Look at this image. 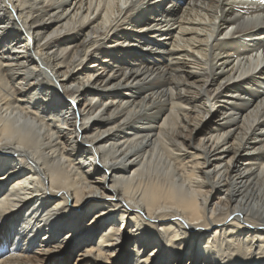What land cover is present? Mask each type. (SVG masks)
Listing matches in <instances>:
<instances>
[{
  "label": "bare ground",
  "instance_id": "1",
  "mask_svg": "<svg viewBox=\"0 0 264 264\" xmlns=\"http://www.w3.org/2000/svg\"><path fill=\"white\" fill-rule=\"evenodd\" d=\"M0 264H264V5L0 0Z\"/></svg>",
  "mask_w": 264,
  "mask_h": 264
},
{
  "label": "snow or ice",
  "instance_id": "2",
  "mask_svg": "<svg viewBox=\"0 0 264 264\" xmlns=\"http://www.w3.org/2000/svg\"><path fill=\"white\" fill-rule=\"evenodd\" d=\"M261 3H264V0H261Z\"/></svg>",
  "mask_w": 264,
  "mask_h": 264
}]
</instances>
